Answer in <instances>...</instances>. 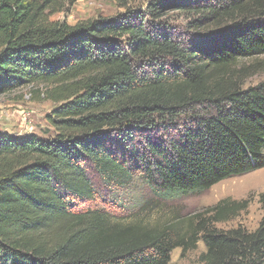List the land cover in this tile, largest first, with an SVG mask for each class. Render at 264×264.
<instances>
[{
	"label": "trees",
	"instance_id": "1",
	"mask_svg": "<svg viewBox=\"0 0 264 264\" xmlns=\"http://www.w3.org/2000/svg\"><path fill=\"white\" fill-rule=\"evenodd\" d=\"M66 1L0 0V96L39 87L56 105L52 140L0 135V264H170L198 241L202 264H264V194L252 232L213 227L249 198L194 215L186 235L94 205L136 178L181 197L264 168V82L232 78L264 55V0H115L124 14L50 21ZM173 13L187 32L153 25Z\"/></svg>",
	"mask_w": 264,
	"mask_h": 264
},
{
	"label": "rangeland",
	"instance_id": "2",
	"mask_svg": "<svg viewBox=\"0 0 264 264\" xmlns=\"http://www.w3.org/2000/svg\"><path fill=\"white\" fill-rule=\"evenodd\" d=\"M148 0L129 2L128 8H144ZM115 0H67L62 12L52 15L49 20L74 25L81 21L98 18H113L124 14ZM169 23L175 30L187 32L186 25L177 14H171L153 25L164 26ZM232 78L238 77L244 88L256 86L264 82V55L237 63ZM42 88L33 87L18 90L0 96V135L14 138H24L35 135L44 140H52L53 130L46 122V116L56 107L42 95ZM240 193H236L239 192ZM264 194V168L241 177L224 180L208 191L200 194L160 198L154 196L150 190L136 178L129 188L123 191L109 190L103 201L98 200L94 205L104 209L109 214L112 223L120 226L137 224L145 227L172 226L178 235H186L190 219L204 210L213 207L221 201H241L249 198L246 211L238 217L226 222L216 223V230H229L242 227L248 232L254 231L262 218V211L258 203V196ZM111 196L118 198L117 207H110L108 200ZM205 249L198 241L194 249L184 253L180 249L170 255V264H202L199 256Z\"/></svg>",
	"mask_w": 264,
	"mask_h": 264
},
{
	"label": "bare ground",
	"instance_id": "3",
	"mask_svg": "<svg viewBox=\"0 0 264 264\" xmlns=\"http://www.w3.org/2000/svg\"><path fill=\"white\" fill-rule=\"evenodd\" d=\"M236 193H240V191L239 192H236Z\"/></svg>",
	"mask_w": 264,
	"mask_h": 264
}]
</instances>
